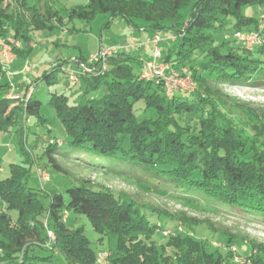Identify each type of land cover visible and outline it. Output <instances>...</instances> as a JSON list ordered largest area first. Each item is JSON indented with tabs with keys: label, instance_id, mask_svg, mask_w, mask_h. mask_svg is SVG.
I'll list each match as a JSON object with an SVG mask.
<instances>
[{
	"label": "trees",
	"instance_id": "1",
	"mask_svg": "<svg viewBox=\"0 0 264 264\" xmlns=\"http://www.w3.org/2000/svg\"><path fill=\"white\" fill-rule=\"evenodd\" d=\"M46 3L40 2L38 8L29 5V11L21 12L9 10L7 0H0V37L21 43L14 46L16 57L10 62L18 57L28 59L35 48L32 32L52 27ZM189 5L191 0H89L78 14L92 19L100 13H121L130 21H144L145 29L176 34L161 50V59L188 77L193 90L168 91L163 78L147 79L142 76L144 70L135 71V66L146 64L139 55L111 47L104 61L93 64L92 75L78 76L86 83L84 93L97 95L73 105L67 95L54 92L50 104L68 134L71 150L115 161L112 163L119 170L129 169L115 173L139 171L152 177L156 186L204 197L238 210L242 217L264 219L263 117L257 115L258 123L248 113L233 112L210 84L213 80L239 86L264 85V29L259 28L264 0H197L185 20L182 10ZM247 5L258 8L256 17L243 14ZM253 30L260 31L261 42L249 48L236 34ZM86 61L81 56L74 64L79 68ZM63 70L66 73L67 69ZM6 75L0 65V138L15 133L25 160L10 164V175L0 178V264H96L97 255L104 250L96 252L91 247L83 227L67 225L66 211L87 216L101 240L104 236L116 239L109 264H228L220 254L209 253L206 243L196 238L198 225L182 219L164 222L163 214H156L157 220L151 222L147 214L137 213L133 202L108 189L73 185L66 190V202L61 192L48 189L51 174L43 185L38 179L40 187L30 186L35 162L29 152L34 158L47 159L49 167L42 170L64 171L55 155L69 147L59 137L34 133V149L39 147L40 153L28 149L26 121L29 117H35L36 123L46 121L41 115L42 101L34 98L30 85L16 84L20 86L13 89ZM140 101L142 107H135ZM138 110L152 112L141 116ZM42 196L50 199L48 207ZM12 210L17 211L16 217ZM179 224L186 233L168 237L167 244L174 252L168 255L154 236L160 228L168 230ZM49 231L56 240H48L46 255L36 254L40 251L36 246L22 247L25 235L38 232L44 239ZM233 241L225 238L223 242L229 245ZM233 254L228 249L227 258ZM250 259L253 264H264V246L259 245Z\"/></svg>",
	"mask_w": 264,
	"mask_h": 264
},
{
	"label": "rangeland",
	"instance_id": "2",
	"mask_svg": "<svg viewBox=\"0 0 264 264\" xmlns=\"http://www.w3.org/2000/svg\"><path fill=\"white\" fill-rule=\"evenodd\" d=\"M26 1V2H24ZM7 0L10 4L9 10L15 8L21 12L29 11L27 6H40V2L46 3V0ZM150 1V0H146ZM191 0V5L182 10L183 18L188 20L193 8L194 2ZM89 0H47L46 10L50 15L48 24L52 27H46L42 30L32 32V39L35 45L34 52L28 59L18 57L15 62L3 63L0 60V65L7 72L6 80H10L12 88L15 89L16 84L30 85L34 91V98L42 101L41 115L46 119L42 123H36L35 117H29L28 125V149H32L36 153H40L39 147L34 149L35 136H54L65 140V144L71 150L68 143V134L60 119L57 117L53 106L50 104L51 93L65 94L68 97V103L76 105L82 104L87 99L97 95V92H85L86 83L81 78L76 77L75 80L69 79L68 71L65 73L63 69L79 70L74 64V59L81 57L82 54L89 60L92 55L98 54L102 50L110 47L119 48L120 46L129 47V51L139 55L144 62H148L153 58L154 44L150 42L152 33L154 36H159L160 51L173 41L176 34H171L166 30L145 29L147 23L136 19L130 21L121 13H100L92 19L82 18L78 14L80 8L86 7ZM243 14L247 16H257L258 8L247 5L244 6ZM28 14V13H27ZM166 25H170L169 22ZM232 25L229 20L228 26ZM149 38V39H148ZM169 38V39H168ZM3 40V37H0ZM21 43L12 38L4 39L1 42L0 52L4 46L11 48V54L16 57L14 46L19 47ZM150 48V52L145 49ZM0 53V54H1ZM2 55V54H1ZM1 59H4L1 56ZM83 57V56H82ZM161 58V57H160ZM11 60V59H10ZM160 78H163L165 84L175 91L193 90V86L188 77L175 74L172 77V69L170 63L159 59ZM73 64V65H72ZM61 67L62 69H57ZM170 67L171 70H168ZM57 69V70H56ZM95 66L88 67L84 76L92 75L88 70H94ZM144 70V67L135 66V71ZM80 75V74H79ZM154 76V75H153ZM154 78V77H153ZM214 90H217L225 100L233 108V112L240 114L247 113L251 115L253 121L259 123L258 116H262L264 120V85H247L239 86L226 83H210ZM167 85V84H166ZM168 87V85H167ZM31 90L28 91L30 93ZM241 105L242 108H237L235 105ZM143 105V102L136 103L135 107ZM152 111H137L138 115H149ZM0 136L2 133L0 132ZM9 137V136H8ZM2 138V137H1ZM0 138V139H1ZM4 138V137H3ZM1 141V140H0ZM39 143L42 142L40 138ZM60 142H62L60 140ZM5 143V150L0 151L1 167L0 178L4 179L10 175V164H23L24 157L19 148L18 136L14 133L8 139L5 138L2 142ZM62 151L55 155L57 162L63 167L64 171L50 169L51 180L46 184L49 190L61 192L65 201H69L66 193L67 188L81 183L93 185L110 190L116 195H120L136 205L138 214L145 213L151 222L157 220L156 214H163L166 220L182 219L191 224L198 225L196 238L203 240L206 243L207 251L211 254L221 255L228 264H253L250 256L257 253L258 246H264V219L253 220L242 217L238 210L228 208L214 201H208L204 197L193 195L190 193H176L173 188L168 186H156L152 177L147 176L142 172L121 174L117 171L129 170L115 166V161L102 158L94 154H83L71 150ZM35 164L29 176V185L32 187H40L38 183V171L42 168H48L46 165L47 159L38 157L34 158L33 152H29ZM69 156V158H68ZM113 162V163H112ZM38 165V166H37ZM102 166L107 169L101 168ZM39 167V170H37ZM115 170V172H114ZM159 185V183H158ZM44 192V188H41ZM188 198L191 202H188ZM196 199V201H192ZM42 202L46 207L50 203L47 197H41ZM0 205L2 203L0 202ZM11 215L16 217L17 211L12 210ZM69 219L67 225L70 228L83 227L85 235L91 241V247L96 251L104 250L102 253H107L105 260H100L101 256L97 255L96 264H109V259L114 251L115 238L108 240L105 236L101 240V234L95 231L90 219L81 214L66 211ZM261 220V221H260ZM195 222V223H194ZM199 223V224H197ZM45 228H46V224ZM159 229V227H158ZM154 236L159 247H165L168 255H173L171 245H168V237L178 233H186L183 226H170L168 230L159 229ZM225 238H233L234 241L229 245L224 244ZM48 240H56L55 235L49 231L48 236L40 239L38 232L27 234L22 238V247L27 245L36 246L40 249L36 254L46 255L48 252L44 250ZM236 247V251L233 248ZM234 251L231 259L227 258L228 249ZM34 253V252H33ZM41 264H51L42 261Z\"/></svg>",
	"mask_w": 264,
	"mask_h": 264
},
{
	"label": "built area",
	"instance_id": "3",
	"mask_svg": "<svg viewBox=\"0 0 264 264\" xmlns=\"http://www.w3.org/2000/svg\"><path fill=\"white\" fill-rule=\"evenodd\" d=\"M259 28H260V30L264 29V13L261 16ZM236 36L239 40L243 41L245 43V45L249 48H252L261 42V34H260L259 30L239 31V32H237ZM3 40L0 39V47H1V42ZM160 42H161V38L159 36H155L152 39H150V42H147V45H149L150 43L154 44V51H153V58L151 60H149L148 62H146V64H145L144 71L142 74V76L144 78L149 79V78H153L155 76L160 75L159 74L160 72L157 69V67L159 66V63H161V62H159V59L161 60V58H160L161 57V51L159 48ZM111 50H112L111 47L108 49L102 50L98 54H95L94 56H92L88 61H86V63H80L78 69L83 70V72H79V70L77 71V70H74L72 68L67 69L66 72L68 71V73L70 74L69 79H72V81H73L76 79V77L79 76V74L86 73L88 67L92 66L97 60L104 61L106 56L111 53ZM1 54L0 55L4 57V59H2V62L3 63H6V62L9 63L10 59L13 58V55L11 54L10 45L4 46ZM168 70H171L170 67L168 68ZM88 71L90 72L91 70H88ZM172 73L173 74H171V75H172V77H174L176 72L174 70H172ZM166 84L168 85V87ZM166 84H165L166 89L168 91H170V92L174 91L173 88H171L169 86V83H166ZM59 143L62 144V142H60V141H59ZM38 179H39L40 183L43 185L44 183H46L50 180V173L47 170H42L41 172H38ZM236 249H237L236 247L233 248L234 251H236ZM99 256H101L100 260H105V261H106V258L108 257L107 253H100Z\"/></svg>",
	"mask_w": 264,
	"mask_h": 264
},
{
	"label": "crops",
	"instance_id": "4",
	"mask_svg": "<svg viewBox=\"0 0 264 264\" xmlns=\"http://www.w3.org/2000/svg\"><path fill=\"white\" fill-rule=\"evenodd\" d=\"M153 37H155V36H154V34L152 33V37H151V38H153ZM148 39H149V38H148ZM120 48H124V49L126 48V49L130 50L129 47H126V46H120ZM145 51H146V52H150L151 49H150V48H147V49H145ZM94 55H95V54H94ZM94 55H92V56H94ZM82 56H83V58H85V56H84L83 54H82ZM0 59H1V57H0ZM15 59H16V58H14V60H13L12 62H15ZM1 60H2V59H1ZM5 138L8 139L9 137L6 136V137H4V138L1 139V141H0V151H1V150H5V148H6L5 143H4V144L2 143L3 140H4Z\"/></svg>",
	"mask_w": 264,
	"mask_h": 264
}]
</instances>
